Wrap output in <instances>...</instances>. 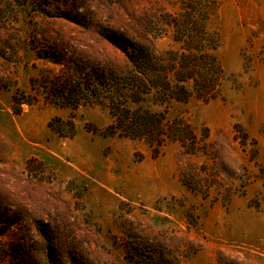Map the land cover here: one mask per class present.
<instances>
[{
	"label": "rangeland",
	"instance_id": "obj_1",
	"mask_svg": "<svg viewBox=\"0 0 264 264\" xmlns=\"http://www.w3.org/2000/svg\"><path fill=\"white\" fill-rule=\"evenodd\" d=\"M189 11L219 95L129 107L190 124L194 154L106 136L109 103L50 102L75 64L130 68L109 40L182 52L166 20ZM1 212L0 264H264V0H0Z\"/></svg>",
	"mask_w": 264,
	"mask_h": 264
},
{
	"label": "trees",
	"instance_id": "obj_2",
	"mask_svg": "<svg viewBox=\"0 0 264 264\" xmlns=\"http://www.w3.org/2000/svg\"><path fill=\"white\" fill-rule=\"evenodd\" d=\"M196 17L189 11L182 19L169 16L166 20L182 52L159 56L146 44L118 46L109 40L125 55L130 68L119 75L102 74L75 64L62 85H55L49 101L62 108L77 107L80 103L101 106L109 103L113 123L107 128L106 136L145 140L157 147L178 143L194 154L196 136L190 124L178 118L168 122L164 113L142 107L131 109L129 104L151 102L167 107L193 99L206 103L219 95L224 74L213 53L218 44L205 38V25ZM195 31L197 34H193ZM187 35L192 36L186 39ZM71 125L73 134L75 126ZM0 217L4 221L5 214L1 212ZM42 233L48 236L50 231L45 228Z\"/></svg>",
	"mask_w": 264,
	"mask_h": 264
}]
</instances>
